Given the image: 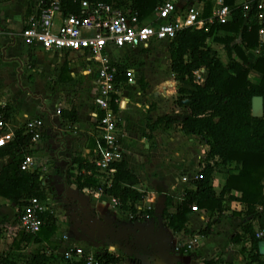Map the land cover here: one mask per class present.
I'll return each mask as SVG.
<instances>
[{
  "label": "crops",
  "instance_id": "0c3cea01",
  "mask_svg": "<svg viewBox=\"0 0 264 264\" xmlns=\"http://www.w3.org/2000/svg\"><path fill=\"white\" fill-rule=\"evenodd\" d=\"M31 5V0H0V68H5L0 73L4 90L0 106L6 105L10 112L7 134H14L26 118H39L44 123L40 139L33 142L29 150L33 166L40 172L46 189L43 201L57 227L49 241L39 245L49 258L45 264H77L62 259L70 245L99 253L110 250L109 255L119 259L116 264H256L251 260L256 253L252 243L250 247L246 245L242 226L250 223L254 233L260 228L257 220L244 216L245 206L241 203L231 202L221 215L212 217L203 210L191 209L184 230L173 232L167 227L164 212L175 213L184 191L193 188V178L202 167L208 151L199 137L183 134L175 124L165 127L163 123H157L170 112L178 114L179 118L184 115L181 109L173 106L176 83L170 72L168 53V74H163L164 78L154 83L144 74L145 86L141 89L136 78L134 85L123 90V109L118 112L121 161L127 163L138 179L134 189L145 194L136 209L149 214L132 219L114 205L113 198L103 193L96 194L103 180H97L100 187L90 188V193L77 188L74 178L85 174V169H78L73 159L91 164L92 153L100 145V133L94 117L97 111L93 105L94 78L85 74L87 65L84 60L73 54L84 62L81 73L90 78L92 94H80L73 102L60 104H53L55 98L37 92L45 83L40 87L34 80L29 83L24 79L19 71L20 55L26 50H40L25 47L16 37L29 15L28 11L31 12ZM166 45L165 48L169 44ZM214 45L222 49L221 45L213 43L211 48L214 51H217ZM257 50L260 51L256 48L247 53L251 61L261 55V51L256 54ZM126 53L129 52L113 51L112 56L117 58ZM250 74L260 78L254 71ZM201 75L205 79V73ZM60 111L74 113L75 122L61 118ZM167 143H172V146L166 148ZM177 143L182 145L180 150L175 148ZM10 162V158L0 160V169ZM227 174V169L222 167L214 174L212 186L216 197ZM167 198L170 199L168 204ZM193 206L196 207L195 204ZM16 208L9 201L0 200V226L4 229L0 237V258L8 254L18 234L14 232ZM207 226L209 231L201 233ZM192 239L195 240L192 250H175ZM258 254L259 260H264L259 247Z\"/></svg>",
  "mask_w": 264,
  "mask_h": 264
},
{
  "label": "trees",
  "instance_id": "16d2710c",
  "mask_svg": "<svg viewBox=\"0 0 264 264\" xmlns=\"http://www.w3.org/2000/svg\"><path fill=\"white\" fill-rule=\"evenodd\" d=\"M53 0H45V2ZM61 11L67 15L77 14L79 3H115L119 7L127 4L145 18L162 0H57ZM231 8L232 21L211 24L207 31L187 29L176 34L169 42V68L176 83V97L173 106L181 109L184 115L167 114L157 123L165 127L175 124L187 136H196L208 147L204 163L192 181L193 188H187L175 213H165L167 227L173 232L186 228L187 215L192 205L205 211L210 217L221 215L231 202L245 206L244 216L257 220L259 228H264V45L258 43L259 26L253 18L245 16L242 7L234 0H225ZM204 17L210 15V4L206 3ZM31 13V12H30ZM29 14V13H28ZM211 43L222 46L227 62L224 63L211 48ZM259 48L261 55L251 61L247 52ZM204 71L203 83L196 81L195 73ZM254 71L260 78L251 76ZM63 72V73H62ZM66 72V65L61 70V80ZM124 79V77H122ZM253 97H262L261 115L252 114ZM116 110L115 107H113ZM4 121H8L10 112L5 105L0 107ZM61 118L75 122L74 113L59 112ZM152 129V127H150ZM149 128V129H150ZM2 130L0 129V134ZM31 135L18 128L10 141L0 145V160L10 158L11 162L0 169V200H7L18 209L26 205L31 198L46 199V189L39 171L21 170V164L31 155ZM85 174H78L74 180L78 189L98 188V181L91 176L93 165L81 163ZM227 169V177L221 192L216 197L213 191L214 174L219 168ZM113 170L110 185L102 187V193L116 199L120 210L128 213L132 219L149 214L136 209V205L145 197L134 189L137 177L128 168L125 161L110 166ZM89 172L91 175H87ZM170 201L167 198L166 203ZM16 215H18L16 213ZM43 222L37 234L19 232L13 239L7 255L0 258V264H45L49 259L44 249L39 247L49 241L57 231L55 218L51 213L40 215ZM243 234L251 240L255 255L251 257L256 264L259 260L258 241L254 239L252 225L242 226ZM4 229L0 226V237ZM207 226L201 233H207ZM246 239V238H245ZM36 246V248H34ZM119 259L110 255L106 263L116 264Z\"/></svg>",
  "mask_w": 264,
  "mask_h": 264
},
{
  "label": "built area",
  "instance_id": "2783aa9c",
  "mask_svg": "<svg viewBox=\"0 0 264 264\" xmlns=\"http://www.w3.org/2000/svg\"><path fill=\"white\" fill-rule=\"evenodd\" d=\"M31 1V13L25 18L16 36L21 43L32 50L76 54L87 65L85 74L93 75V105L97 110L94 117L100 133V145L91 162L94 173L91 175L87 172V175L98 181L105 179L96 191V194L102 193L101 188H107L112 179L113 170L110 166L121 161L118 112L123 109L122 93L136 81L133 71L124 63V56L116 58L112 56V52L151 50L159 43L171 42L180 31H207L214 22H231V8L226 5L225 0H162L149 16L141 19L129 4L119 7L115 3L91 4L82 1L77 14L65 15L57 0ZM206 3L210 4V15L207 18L204 17ZM234 4L242 7L245 16H250L252 11L256 13L253 18L260 27L258 43L264 45V0H234ZM259 52L257 50L256 54ZM202 72L204 71L195 73L196 81L200 84L204 82L200 75ZM7 126L3 113H0V145L13 137V134H7ZM22 128L25 134L31 135L33 143L40 139L44 123L39 118H26ZM20 168L27 172L36 171L30 156L26 157ZM84 191L90 193L91 189L84 188ZM112 202L119 207L116 199H112ZM191 209L197 211L195 206ZM47 210L45 202L37 198L27 200L21 209L16 208L18 215L15 234H37L43 224L40 215ZM63 239L66 241L67 237L64 236ZM254 239L264 241V228L254 233ZM245 241L250 247L251 240L246 237ZM194 247L195 240L192 239L175 250L179 252L184 248L189 251ZM109 253L110 250L99 253L70 245L62 259L77 264H110L106 263Z\"/></svg>",
  "mask_w": 264,
  "mask_h": 264
},
{
  "label": "rangeland",
  "instance_id": "374dc122",
  "mask_svg": "<svg viewBox=\"0 0 264 264\" xmlns=\"http://www.w3.org/2000/svg\"><path fill=\"white\" fill-rule=\"evenodd\" d=\"M28 12L30 14V11ZM165 44L168 45L169 43L162 42L157 44L151 50L129 52L124 55V63H126V66L133 71L135 77L138 79L140 89L145 86L144 74H146V77L149 78V81L152 83H154L156 80L161 81L162 78H164L163 74H168V65L166 63L168 60V47L165 48ZM214 48L217 50L215 52L220 57V59L226 63L227 59L224 56L221 47L214 45ZM15 49H17L16 46ZM115 55H117V53ZM20 56L21 65L19 71L21 72V75L29 83L33 82L34 80L35 83H37L40 87L43 85V83H45V85H43L39 91H37V89L35 91H37L40 95H47L55 98L53 104H60L62 102L70 103L79 97L80 94H86L88 96L92 94L90 78L84 77L81 73L84 67V62L82 59L76 57V55L48 53L40 50L35 52L26 50ZM250 57L255 58L253 55H250ZM65 65L66 72L61 80L60 72L62 67ZM4 69L5 68L3 67V70ZM3 70L0 68V73H2ZM151 71H153V73H151ZM2 85L3 83L0 81V97H4L2 94L4 92L3 88L1 87ZM132 88H135V86ZM168 114L172 113L170 112ZM171 144L167 143L166 148H170V146H172ZM181 146L178 145V143L175 144V148L177 150H180ZM93 154L94 153H92V157ZM70 175L75 176L76 174ZM104 180L105 179H103V181Z\"/></svg>",
  "mask_w": 264,
  "mask_h": 264
},
{
  "label": "water",
  "instance_id": "95a60500",
  "mask_svg": "<svg viewBox=\"0 0 264 264\" xmlns=\"http://www.w3.org/2000/svg\"><path fill=\"white\" fill-rule=\"evenodd\" d=\"M251 106H252V114L260 116L262 108H263L262 97H253L251 101ZM258 247H259L260 254L264 255V241L260 242Z\"/></svg>",
  "mask_w": 264,
  "mask_h": 264
}]
</instances>
